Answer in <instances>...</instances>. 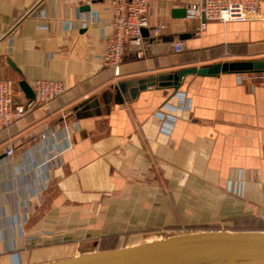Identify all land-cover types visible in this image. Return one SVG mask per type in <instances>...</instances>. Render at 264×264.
I'll use <instances>...</instances> for the list:
<instances>
[{
  "label": "crops",
  "instance_id": "obj_1",
  "mask_svg": "<svg viewBox=\"0 0 264 264\" xmlns=\"http://www.w3.org/2000/svg\"><path fill=\"white\" fill-rule=\"evenodd\" d=\"M199 1L150 0L147 37L125 43L115 77L100 60L106 5L0 0V79L65 88L0 132V264L133 247L182 226L264 232V72L166 84L183 69L264 60V5L261 19L198 32L201 15L174 12ZM180 95L189 108L169 126L157 113ZM54 149L58 164L43 167Z\"/></svg>",
  "mask_w": 264,
  "mask_h": 264
},
{
  "label": "built area",
  "instance_id": "obj_2",
  "mask_svg": "<svg viewBox=\"0 0 264 264\" xmlns=\"http://www.w3.org/2000/svg\"><path fill=\"white\" fill-rule=\"evenodd\" d=\"M150 0H80L84 5L103 3L112 18L107 21L104 28L107 33L103 34L104 50L100 58L103 67L111 68L115 77L120 74L122 56L125 43H131L137 48H141L145 38L142 30L148 29V9ZM264 0H200L198 4L191 5L186 10V19L196 20L203 17L200 22L198 32L205 28L206 23L231 21H246L261 19V9ZM264 24V19H261ZM173 49L176 53L182 52V44L175 43ZM141 52L137 53V57ZM34 93V99H27L23 92L11 81L0 79V132L11 127L13 122L25 116L36 106L46 104L65 93L62 83L55 81H34L30 85ZM189 108L188 100L180 95L179 105L172 107L163 106L157 113V117L167 121L171 126L175 119L169 114ZM167 115V116H166ZM168 126V130L171 128ZM12 148L5 151V157L11 158ZM59 151L51 150L48 157L41 164L45 168L57 165L59 162Z\"/></svg>",
  "mask_w": 264,
  "mask_h": 264
},
{
  "label": "water",
  "instance_id": "obj_3",
  "mask_svg": "<svg viewBox=\"0 0 264 264\" xmlns=\"http://www.w3.org/2000/svg\"><path fill=\"white\" fill-rule=\"evenodd\" d=\"M174 13L178 18H186V9ZM142 36L147 37L146 30H142ZM223 70L234 73L264 72V60L231 63L225 67L216 64L199 69H183L169 75L166 84L177 90L188 75L214 76ZM18 87L27 99H34V93L25 81L19 82ZM43 264H264V232L205 231L181 234L133 247L87 253Z\"/></svg>",
  "mask_w": 264,
  "mask_h": 264
},
{
  "label": "rangeland",
  "instance_id": "obj_4",
  "mask_svg": "<svg viewBox=\"0 0 264 264\" xmlns=\"http://www.w3.org/2000/svg\"><path fill=\"white\" fill-rule=\"evenodd\" d=\"M211 227L206 228H200V227H194V226H182L177 228H171V229H165L164 231H158L156 233H153L152 235L144 236L142 238V242H146L147 240H156V239H165L171 236L181 235V234H188V233H195L200 230H211ZM81 252L80 254L82 255Z\"/></svg>",
  "mask_w": 264,
  "mask_h": 264
},
{
  "label": "bare ground",
  "instance_id": "obj_5",
  "mask_svg": "<svg viewBox=\"0 0 264 264\" xmlns=\"http://www.w3.org/2000/svg\"><path fill=\"white\" fill-rule=\"evenodd\" d=\"M156 240H160V238L156 239ZM156 240H149L148 242H153V241H156ZM148 242H145V243H148Z\"/></svg>",
  "mask_w": 264,
  "mask_h": 264
}]
</instances>
